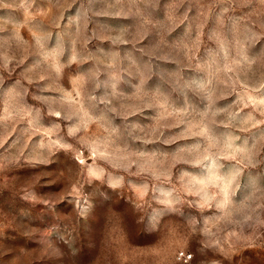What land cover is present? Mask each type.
Segmentation results:
<instances>
[{"label": "rangeland", "instance_id": "obj_1", "mask_svg": "<svg viewBox=\"0 0 264 264\" xmlns=\"http://www.w3.org/2000/svg\"><path fill=\"white\" fill-rule=\"evenodd\" d=\"M0 264H264V0H0Z\"/></svg>", "mask_w": 264, "mask_h": 264}]
</instances>
